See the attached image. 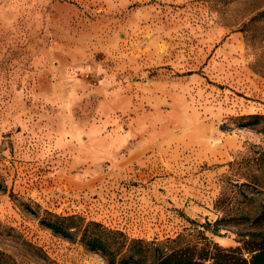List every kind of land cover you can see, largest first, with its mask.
<instances>
[{
    "label": "rangeland",
    "instance_id": "1",
    "mask_svg": "<svg viewBox=\"0 0 264 264\" xmlns=\"http://www.w3.org/2000/svg\"><path fill=\"white\" fill-rule=\"evenodd\" d=\"M264 0H0V264H109L42 212L239 244L264 206ZM216 224L219 235L203 230Z\"/></svg>",
    "mask_w": 264,
    "mask_h": 264
},
{
    "label": "trees",
    "instance_id": "2",
    "mask_svg": "<svg viewBox=\"0 0 264 264\" xmlns=\"http://www.w3.org/2000/svg\"><path fill=\"white\" fill-rule=\"evenodd\" d=\"M258 17L264 20V11ZM239 126L264 129V115L241 117ZM232 219L245 229L235 232L239 244L229 248L204 243L206 237L183 244L180 236L165 241L130 239L120 230L82 216H62L49 211L42 212L40 223L53 234L78 240L86 249L101 254L109 264H264V206L253 215L241 214ZM220 221L223 220L202 225L199 233L210 231L219 235L216 224Z\"/></svg>",
    "mask_w": 264,
    "mask_h": 264
}]
</instances>
